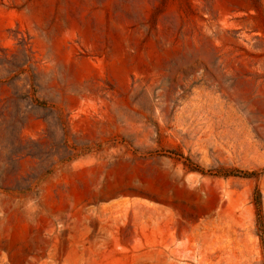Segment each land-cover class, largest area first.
Segmentation results:
<instances>
[{"label": "rangeland", "instance_id": "1", "mask_svg": "<svg viewBox=\"0 0 264 264\" xmlns=\"http://www.w3.org/2000/svg\"><path fill=\"white\" fill-rule=\"evenodd\" d=\"M0 264H264V0H0Z\"/></svg>", "mask_w": 264, "mask_h": 264}, {"label": "trees", "instance_id": "2", "mask_svg": "<svg viewBox=\"0 0 264 264\" xmlns=\"http://www.w3.org/2000/svg\"><path fill=\"white\" fill-rule=\"evenodd\" d=\"M231 174H244V175H247V174H249L248 172H242V171H240V170H232L231 172H230ZM251 174V173H250ZM260 197H261V194L260 193H258L257 194V202H258V204H260L261 203V201H260Z\"/></svg>", "mask_w": 264, "mask_h": 264}]
</instances>
